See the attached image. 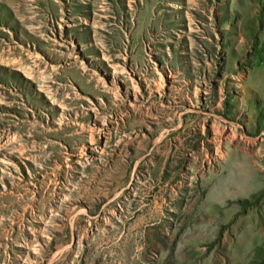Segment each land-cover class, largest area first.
<instances>
[{
    "label": "rangeland",
    "instance_id": "rangeland-1",
    "mask_svg": "<svg viewBox=\"0 0 264 264\" xmlns=\"http://www.w3.org/2000/svg\"><path fill=\"white\" fill-rule=\"evenodd\" d=\"M0 264H264V0H0Z\"/></svg>",
    "mask_w": 264,
    "mask_h": 264
}]
</instances>
